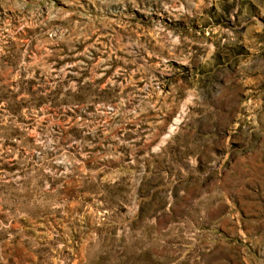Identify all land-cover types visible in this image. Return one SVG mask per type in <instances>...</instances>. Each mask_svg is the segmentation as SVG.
Segmentation results:
<instances>
[{
    "label": "rangeland",
    "instance_id": "obj_1",
    "mask_svg": "<svg viewBox=\"0 0 264 264\" xmlns=\"http://www.w3.org/2000/svg\"><path fill=\"white\" fill-rule=\"evenodd\" d=\"M0 264H264V0H0Z\"/></svg>",
    "mask_w": 264,
    "mask_h": 264
}]
</instances>
